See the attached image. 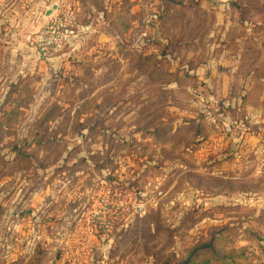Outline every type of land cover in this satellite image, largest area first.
<instances>
[{
    "label": "rangeland",
    "instance_id": "374dc122",
    "mask_svg": "<svg viewBox=\"0 0 264 264\" xmlns=\"http://www.w3.org/2000/svg\"><path fill=\"white\" fill-rule=\"evenodd\" d=\"M237 10L264 0H0V264H264V162L209 83Z\"/></svg>",
    "mask_w": 264,
    "mask_h": 264
},
{
    "label": "crops",
    "instance_id": "0c3cea01",
    "mask_svg": "<svg viewBox=\"0 0 264 264\" xmlns=\"http://www.w3.org/2000/svg\"><path fill=\"white\" fill-rule=\"evenodd\" d=\"M234 15L229 26L236 29V34L230 36L229 49L220 54L218 62L217 59L213 65L209 62L208 69L212 74L209 83H217L220 102L218 116L227 118L230 124L224 128L231 130L234 142H241L235 137L238 134L243 140L242 147H233L234 151L240 149L243 153L245 150V154L250 155L246 159V165L250 164L249 158H256L263 163L264 14L259 19L253 16L241 18V13L237 10ZM198 69L205 72L202 66ZM199 80L203 78L200 77ZM219 127L223 128L221 121ZM234 157H237V153Z\"/></svg>",
    "mask_w": 264,
    "mask_h": 264
},
{
    "label": "built area",
    "instance_id": "2783aa9c",
    "mask_svg": "<svg viewBox=\"0 0 264 264\" xmlns=\"http://www.w3.org/2000/svg\"><path fill=\"white\" fill-rule=\"evenodd\" d=\"M57 30L58 31H53V33L47 31L44 34V36H46V41L40 48L41 57L44 59L49 60L53 52L56 53L60 51L64 45L71 42L75 35L74 19L72 17H67L60 20ZM113 204L114 202L111 201L105 205L106 215L112 212L111 207ZM117 204L118 203H115L116 206ZM133 210L139 215L145 214V206L142 203H138L136 200L133 203ZM109 225L104 223L103 228L108 229Z\"/></svg>",
    "mask_w": 264,
    "mask_h": 264
},
{
    "label": "water",
    "instance_id": "95a60500",
    "mask_svg": "<svg viewBox=\"0 0 264 264\" xmlns=\"http://www.w3.org/2000/svg\"><path fill=\"white\" fill-rule=\"evenodd\" d=\"M58 10V7L57 6H54L53 8H52V10H49L47 13H46V16L47 17H50L52 14H53V12L54 11H57Z\"/></svg>",
    "mask_w": 264,
    "mask_h": 264
}]
</instances>
